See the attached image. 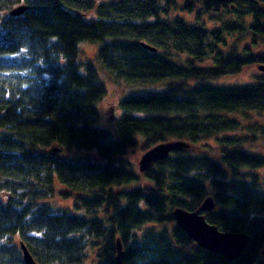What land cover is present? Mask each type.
I'll return each instance as SVG.
<instances>
[{
  "label": "trees",
  "instance_id": "obj_1",
  "mask_svg": "<svg viewBox=\"0 0 264 264\" xmlns=\"http://www.w3.org/2000/svg\"><path fill=\"white\" fill-rule=\"evenodd\" d=\"M83 42L108 73L167 89L128 96L113 131L95 127L106 89L79 60ZM261 43L264 0H0V264H25L21 242L37 264H117V239L122 264H264V154L244 150L264 142L252 123L264 114ZM253 67L249 86L206 84ZM170 141L206 152L173 151L142 174L128 159ZM209 196V223L251 237L241 259L176 225L174 209Z\"/></svg>",
  "mask_w": 264,
  "mask_h": 264
},
{
  "label": "rangeland",
  "instance_id": "obj_2",
  "mask_svg": "<svg viewBox=\"0 0 264 264\" xmlns=\"http://www.w3.org/2000/svg\"><path fill=\"white\" fill-rule=\"evenodd\" d=\"M195 14L192 18H194ZM213 22V21H211ZM214 27V24L211 25ZM250 39L246 40V42L243 44V46H250ZM79 49L81 51V55L79 57V60L81 62L84 61H91L95 68L97 69L100 78L102 79L105 89H106V95L104 96L103 100L99 102L98 104V110L100 113V116L98 118V121L95 123V127L98 128H105L108 127L112 131L114 129L113 122L115 126H117L118 121H116L117 118L121 115L120 109H118L119 103L131 95H142V94H159L164 92L167 89V86L165 83L157 82V83H131L128 80L116 77V75L112 72L108 73L103 69L102 64L100 61H97V45L91 44L88 42H83L79 44ZM254 53L257 54H264V43H261L255 47L252 48ZM189 57L187 54H176L173 58H171V61L178 63V64H184V61H186ZM97 64H95V63ZM259 69V68H258ZM260 70V69H259ZM257 68L253 67L250 69H247L244 73L234 76V77H225L222 79L209 81L206 84L212 85V86H218V87H245L249 86L253 83H255L257 80L255 78V74L257 72ZM259 72V71H258ZM169 82V81H167ZM253 124H262L264 125V114L259 113H253ZM243 125H247L251 123V121H248L244 117H237ZM105 126V127H104ZM106 129V128H105ZM192 146H190L191 148ZM186 150V149H185ZM188 150V149H187ZM190 151L198 152V153H204L206 152V149L199 148V147H192L189 149ZM249 153H253V150H256V152L264 154V142L259 143L258 147L254 146H246L244 148ZM51 151L53 154H61L64 156H67L68 158H72L75 155H78L79 152L76 149H66L64 151L61 150V148L57 145H53L51 147ZM141 149L133 150L129 156L128 159L132 161V163L135 164V167L139 172V166L138 162L140 158L142 157ZM89 156L91 158H94L97 160V156L94 153H90ZM130 161V162H131ZM141 174V173H140ZM74 202L73 197H70L69 200L59 199L58 201L55 200V204L58 206H61L63 208L68 209L69 207H72V204Z\"/></svg>",
  "mask_w": 264,
  "mask_h": 264
},
{
  "label": "water",
  "instance_id": "obj_3",
  "mask_svg": "<svg viewBox=\"0 0 264 264\" xmlns=\"http://www.w3.org/2000/svg\"><path fill=\"white\" fill-rule=\"evenodd\" d=\"M24 8V6L18 7L12 12L13 15L22 14ZM142 45L152 52L157 51L156 48L150 45H146L145 43ZM259 69L264 72V65L260 66ZM189 148L190 145L184 141H170L157 144L152 147V149L150 148L142 154V157L138 162L139 172L141 174L147 172L150 168H153L155 163L163 158H167L173 151L185 150ZM215 208L216 202L212 196H209L205 198L200 207L194 211L176 208L172 214L176 225L183 230L199 247L216 254H221L225 256L229 262L241 259L251 237L245 232L239 231L238 233H233L222 231L218 228V226L209 223L204 213H210ZM116 245V262L117 264H122L123 247L119 239H117ZM20 248L23 253V260L25 264H37L23 242H21ZM261 253L264 263V249Z\"/></svg>",
  "mask_w": 264,
  "mask_h": 264
}]
</instances>
